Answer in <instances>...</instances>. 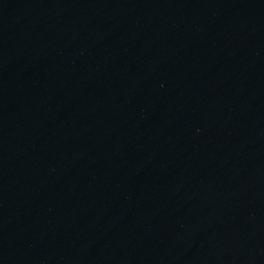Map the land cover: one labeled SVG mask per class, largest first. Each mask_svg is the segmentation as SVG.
Returning <instances> with one entry per match:
<instances>
[{
    "label": "water",
    "instance_id": "95a60500",
    "mask_svg": "<svg viewBox=\"0 0 264 264\" xmlns=\"http://www.w3.org/2000/svg\"><path fill=\"white\" fill-rule=\"evenodd\" d=\"M0 264H264V0H0Z\"/></svg>",
    "mask_w": 264,
    "mask_h": 264
}]
</instances>
